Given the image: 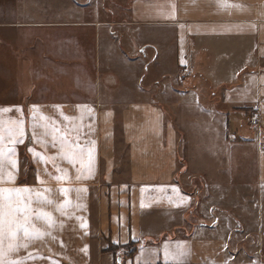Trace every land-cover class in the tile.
Returning <instances> with one entry per match:
<instances>
[{
	"label": "crops",
	"instance_id": "0c3cea01",
	"mask_svg": "<svg viewBox=\"0 0 264 264\" xmlns=\"http://www.w3.org/2000/svg\"><path fill=\"white\" fill-rule=\"evenodd\" d=\"M81 1L0 0V122L22 111L25 133L0 161V188L47 196L32 207L55 221L33 218L42 235L5 260L166 264L167 251V264H259L229 238L252 223L264 239V0ZM197 77L215 102L199 85L181 88ZM228 107L252 110L263 139L235 128ZM53 129L94 142L90 173L77 179L80 165L59 158ZM192 206L210 219L193 224ZM133 241L131 256L108 248Z\"/></svg>",
	"mask_w": 264,
	"mask_h": 264
},
{
	"label": "snow or ice",
	"instance_id": "6c2138e0",
	"mask_svg": "<svg viewBox=\"0 0 264 264\" xmlns=\"http://www.w3.org/2000/svg\"><path fill=\"white\" fill-rule=\"evenodd\" d=\"M87 110L91 111V109ZM7 111H12V109H8ZM17 111L21 110L17 109ZM33 112H35V109H33ZM32 119L35 121V115ZM43 119L45 118L41 117V120ZM56 131L57 130L55 129L52 131V144L53 146H56V144L59 143V158L67 161L73 166L79 164L80 174L77 176V179L83 178L84 171L91 172L94 142L82 145L78 142L79 136H77L76 142L70 143L66 136H60L58 139ZM24 134V119L22 111L21 118L12 121L8 127L5 128L3 122H0V161H2L7 155L15 154V146L23 142ZM5 139H7L12 145V147L7 148V151L4 150L3 146ZM29 151H31V149H29ZM55 159L56 157H49L43 159L42 162L48 163L49 160L54 161ZM9 163L14 170L17 168L16 160H9ZM56 171L60 173V175L54 177L56 180L60 181L66 178L67 173L64 172V170L56 167ZM14 178V173L9 172L7 176L8 181H13ZM2 180V168H0V181ZM38 183H40L39 179ZM48 191L50 190L45 189V192ZM60 191L66 194L72 191V189L61 188ZM75 191L82 192L85 191V189H76ZM34 203L52 204L53 201L48 199L47 196L42 195L39 192H34L33 189L27 187L0 188V264H22V261L8 262L5 260V257L8 253L15 251L18 247H26V244L20 243L21 239L27 241L32 238H39L42 235V233H40L34 226L33 218L43 221L50 228L54 226L55 221L51 214L41 209L33 208L32 205ZM70 205L71 202L66 200L64 204L58 206L57 210L63 213ZM6 241L7 245L5 247ZM168 256L169 253L166 251V264Z\"/></svg>",
	"mask_w": 264,
	"mask_h": 264
},
{
	"label": "rangeland",
	"instance_id": "374dc122",
	"mask_svg": "<svg viewBox=\"0 0 264 264\" xmlns=\"http://www.w3.org/2000/svg\"><path fill=\"white\" fill-rule=\"evenodd\" d=\"M79 1H81V0H77V2H79ZM196 80L199 81V84L198 85H200L202 87V89H203V96H205V98L209 99L210 101L215 102L216 99L211 97L213 93L211 92L212 91V87L210 86V84L208 82H206L204 79L201 80L200 78L199 79L197 78ZM186 83H188V82H186ZM200 86H198V87H200ZM213 91H215V90H213ZM224 111L227 112L228 114L229 113H232V112L236 113L235 116L237 117V119L239 118V120H240L239 123L240 124L238 125L237 124V121H235L232 118L231 120L233 121V123H234L233 126L235 128L236 127L237 128L240 127V125H243V126L244 125H247V126H249V129L251 128V129L254 130V132L256 134V137H258L260 139V134H262V130L258 126L257 121L254 120L253 118H250V115H251L252 110H249L248 107H244V108H240V107H228ZM238 114H240V115H238ZM254 132L251 133V135L254 134ZM226 136L228 137V134H226ZM235 137L236 138H240L237 135ZM259 147L262 150H264V144H262V145L259 144ZM118 161H121V158L120 157H119ZM120 165H121V163H119L116 167L120 169L121 168ZM191 209L193 211L189 215V219H190V221L193 224L196 223L197 222L196 220L200 219L201 217H207V219H210V217H208L210 214L208 216H203V215H206V213H203L202 211L198 210V208L196 206H192ZM232 225H235V224H232ZM240 225H243V224H240ZM244 226H245L246 230L249 231L248 237H244V238L232 237V238H229V245L232 248H234V251H238L241 256H244L247 259L249 258V256H254L255 258L258 259L259 264H264V239L261 238V237H259L257 235V233L255 232V230L252 229L253 228L252 223L250 225L251 227H249L247 225V223H244ZM248 228H250V229H248ZM253 233H256V236L257 237H251V236H249V234H253ZM255 246H257V247L255 248ZM252 251H254V254H252L253 253ZM242 252L243 253H246V254L244 255ZM249 253L252 254V255H249Z\"/></svg>",
	"mask_w": 264,
	"mask_h": 264
},
{
	"label": "trees",
	"instance_id": "16d2710c",
	"mask_svg": "<svg viewBox=\"0 0 264 264\" xmlns=\"http://www.w3.org/2000/svg\"><path fill=\"white\" fill-rule=\"evenodd\" d=\"M198 79L200 77H197ZM201 80H203L202 78H200ZM205 80V79H204ZM206 81V80H205ZM188 82V83H186ZM207 82V81H206ZM199 84V81L198 80H189V81H183L181 83V88L182 89H185V88H188V87H191V86H194V85H198ZM200 86V85H199ZM201 87V86H200ZM202 89V88H201ZM202 92H203V89H202ZM200 92L199 93V96L202 97L203 96V93ZM260 139H263V135L260 134ZM142 244L141 241H133V242H129L127 244H124V245H116V244H113V243H110L108 244V248L109 249H116V248H119V247H123V248H127V252L124 253L122 255L123 256H131L132 254H134L137 250V248Z\"/></svg>",
	"mask_w": 264,
	"mask_h": 264
},
{
	"label": "water",
	"instance_id": "95a60500",
	"mask_svg": "<svg viewBox=\"0 0 264 264\" xmlns=\"http://www.w3.org/2000/svg\"><path fill=\"white\" fill-rule=\"evenodd\" d=\"M117 261H118V263H120V257H117Z\"/></svg>",
	"mask_w": 264,
	"mask_h": 264
}]
</instances>
